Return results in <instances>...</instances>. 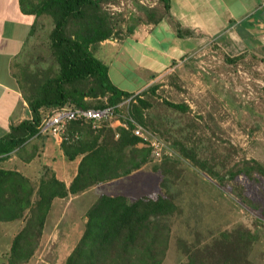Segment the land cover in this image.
Masks as SVG:
<instances>
[{
  "label": "trees",
  "instance_id": "trees-1",
  "mask_svg": "<svg viewBox=\"0 0 264 264\" xmlns=\"http://www.w3.org/2000/svg\"><path fill=\"white\" fill-rule=\"evenodd\" d=\"M109 1L112 0H20L25 13L53 20L50 34L53 61L46 73L27 70L20 75L32 118L13 126L0 140V161L25 150L40 136L39 128L47 116L45 111L50 113L62 107L102 109L107 105L118 106L134 96L112 83L108 65L94 53L115 35L116 23L103 12V4ZM159 1L163 5L162 13L146 12L150 23H158L171 13L172 0ZM135 28L130 27L129 33ZM158 88H151V93H156ZM136 100L130 113L146 127L144 109L150 103L141 94ZM165 103L182 113L190 110L182 104ZM67 137L62 142L66 157L75 160L82 156L79 173L69 188L55 175L42 178L36 187L21 172L0 168V221H26L13 240L11 264L28 262L34 256L56 199L79 195L154 161L150 148L141 147V140L123 128L114 130L105 126L96 132L90 124L72 122ZM181 149L182 155L201 170L224 181L194 149ZM229 174L234 179L240 175L253 178L257 174L264 176V168L256 161H248L241 170ZM173 198L171 193L164 192L134 202L125 196H101L88 211L84 235L66 264H162L170 243L169 220L180 214ZM256 240V234L247 228L225 231L206 248L187 245L188 260L183 264H249Z\"/></svg>",
  "mask_w": 264,
  "mask_h": 264
},
{
  "label": "rangeland",
  "instance_id": "rangeland-1",
  "mask_svg": "<svg viewBox=\"0 0 264 264\" xmlns=\"http://www.w3.org/2000/svg\"><path fill=\"white\" fill-rule=\"evenodd\" d=\"M147 10L162 13L163 5L159 0L104 3L103 12L117 26L115 35L103 48L120 47L130 27L148 21ZM53 28L50 17L40 18L26 56L29 72L46 73L51 67L50 34ZM100 48L101 45L95 50V56L106 64L114 57V52L105 56L107 51ZM211 49L213 51L208 49L194 54L139 93L150 103V107L144 109L146 127L170 143L173 157L162 163L151 160L118 185L98 189L97 194L120 190L132 201L143 195L171 193L180 214L169 220L170 243L162 264H183L188 260L187 245L206 248L221 233L238 227L252 230L257 237L249 264H264V176L240 175L234 179L229 174L241 170L248 161H256L264 168V74L251 64H229L215 48ZM114 81L122 89L129 87L127 83ZM154 86L159 88L152 94L150 89ZM165 102L182 104L190 110L182 113ZM127 111L131 112V104L129 109L125 106L121 114L125 115ZM182 147L194 149L207 167L224 177V181L185 158ZM0 167L15 169V164L0 163ZM72 216L70 213L63 226ZM3 226L5 224L0 221V229ZM48 227H51L50 222ZM6 236L7 233L0 231V264H7L11 256V242ZM73 239L69 236L68 242L72 243ZM62 240L63 237L60 242ZM39 243V251L27 264H44L43 261L66 264L69 252L59 248L57 241L50 239L44 252L42 242Z\"/></svg>",
  "mask_w": 264,
  "mask_h": 264
},
{
  "label": "crops",
  "instance_id": "crops-1",
  "mask_svg": "<svg viewBox=\"0 0 264 264\" xmlns=\"http://www.w3.org/2000/svg\"><path fill=\"white\" fill-rule=\"evenodd\" d=\"M39 20L22 10L20 0H0V140L11 132L13 126L32 118L20 75L27 71L26 56L36 36ZM107 41L101 44L102 51L106 50L103 46ZM212 47L225 62L233 64V60L251 64L264 74V5L261 0H172L169 16H164L158 23L147 21L137 26L120 47H109L104 54L114 52V57L106 63L112 83H115L114 79L121 84L127 83L129 87L126 89L114 85L135 95L147 90L158 77L186 62L194 54L208 49L213 51ZM133 79L139 80V84ZM62 142L52 135L40 134L25 150L13 153L0 163H14L15 169L7 170L21 172L36 187L42 178L55 175L69 188L79 173L82 156L69 160L62 149ZM127 176L129 174L79 195L56 199L40 239L42 251H47L50 239L57 241L59 248L69 252L67 262L84 235L88 211L96 204L97 198L99 200L103 195L129 198L120 190L97 194L98 189L114 187ZM138 199L128 200L134 202ZM70 213L73 216L63 226ZM3 223L5 226L0 231L7 233L11 252L13 240L25 227L26 221ZM69 236L75 238L72 243L68 242ZM61 237L63 240L60 242ZM36 246L35 253L39 251L40 243ZM43 263L53 264L49 261ZM7 264H11L10 260Z\"/></svg>",
  "mask_w": 264,
  "mask_h": 264
},
{
  "label": "built area",
  "instance_id": "built-area-1",
  "mask_svg": "<svg viewBox=\"0 0 264 264\" xmlns=\"http://www.w3.org/2000/svg\"><path fill=\"white\" fill-rule=\"evenodd\" d=\"M264 5V0H261ZM135 94L133 97L124 100L118 106L107 105L102 109H83L62 107L51 111L43 120L39 131L42 135H52L60 138L62 141L68 139L67 132L72 122H82L90 124L96 132L105 126L111 128H123L132 132L134 136L141 140L142 145L147 146L151 150L154 162L162 163L166 158L173 157V151L170 143L161 138L157 132L147 129L138 123L129 111L125 115L121 114L125 106L128 107L132 103H136ZM117 133L116 137L119 138Z\"/></svg>",
  "mask_w": 264,
  "mask_h": 264
}]
</instances>
